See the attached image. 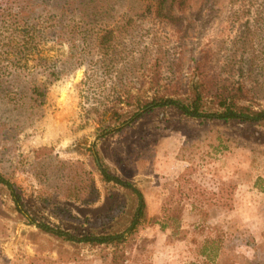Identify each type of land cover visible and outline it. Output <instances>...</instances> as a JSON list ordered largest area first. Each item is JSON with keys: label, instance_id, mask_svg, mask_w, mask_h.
Returning a JSON list of instances; mask_svg holds the SVG:
<instances>
[{"label": "rangeland", "instance_id": "374dc122", "mask_svg": "<svg viewBox=\"0 0 264 264\" xmlns=\"http://www.w3.org/2000/svg\"><path fill=\"white\" fill-rule=\"evenodd\" d=\"M31 4L34 53L0 63V173L32 216L77 236L100 216L110 218L98 232L128 225L132 199L103 183L98 159L146 209L120 245L73 244L27 224L0 186V264H264V124L141 109L185 96L192 60L205 57L220 86L243 83L245 104L264 111V0ZM1 22L0 46L10 33ZM51 72L59 80L48 83ZM34 85L45 87L41 104ZM76 176L94 197H65ZM210 239L220 248L204 261Z\"/></svg>", "mask_w": 264, "mask_h": 264}, {"label": "trees", "instance_id": "16d2710c", "mask_svg": "<svg viewBox=\"0 0 264 264\" xmlns=\"http://www.w3.org/2000/svg\"><path fill=\"white\" fill-rule=\"evenodd\" d=\"M2 5L5 8H0V19L4 20L0 21H3L1 23H3V26L6 27L10 33L7 35V40L0 46V63L4 60L12 61L13 59H17L19 62H26L29 56L34 53V47L36 46L34 45L35 34L32 32L33 26L27 22L30 18V9L32 8L31 0H4ZM13 7H15L16 10H13ZM208 66L205 57L192 60L191 72L194 80L190 84L189 90L185 96H154L150 102L141 106V109L150 107L148 108L150 111L161 107H174L185 117L193 119L222 120L225 122L234 120L259 125L264 124V111L255 110L250 105L245 104L253 100L251 89L241 82L227 88L220 86L210 73ZM57 80H59L58 73L51 72L49 74L48 83ZM44 91L45 87L34 85L31 88L33 102L41 104ZM135 115L136 118H133V120L130 118L131 122L141 116L139 114ZM132 117H134V115ZM108 131H111V129H106V132ZM76 165L80 167L78 164ZM97 170L103 183L124 190L132 199L128 225L123 231L118 233L98 232L99 228L107 225L110 216H100L94 222H86L90 229V233L83 231L80 236L57 227H51L37 220L35 216L30 214L31 210L24 204L19 188L1 173L0 186L5 189L15 212L25 219L27 224L36 227L41 232L56 236L73 244L84 243L92 246H117L124 243L127 240V236L141 223L145 215V200L141 191L134 184L124 181L119 176L111 173L109 166H107L102 159H98ZM79 180L81 181L79 182ZM70 185H72L70 189L67 188L65 190V197L67 199H75L76 197L78 201L83 202L84 200L79 199L82 193H88V190L84 187L86 186V181L83 180L82 177L76 176ZM86 187L89 188V186ZM91 191L92 193L89 192L88 194L94 197V189ZM52 201L53 200H49L48 203L51 205ZM55 204L58 205L56 202ZM44 205L46 208L49 207L46 204ZM122 209V206L118 207L119 211ZM54 213L60 215L59 212ZM64 217L67 219H77L71 216L69 212L65 214ZM219 248L220 244L218 240H205L201 245L199 256L202 257L204 261H211Z\"/></svg>", "mask_w": 264, "mask_h": 264}]
</instances>
